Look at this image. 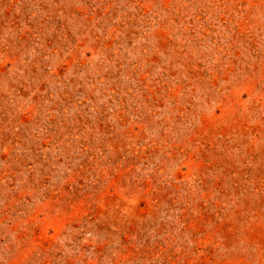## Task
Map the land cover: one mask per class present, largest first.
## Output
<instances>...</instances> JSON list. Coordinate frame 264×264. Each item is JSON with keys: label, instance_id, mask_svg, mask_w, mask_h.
<instances>
[{"label": "rangeland", "instance_id": "obj_1", "mask_svg": "<svg viewBox=\"0 0 264 264\" xmlns=\"http://www.w3.org/2000/svg\"><path fill=\"white\" fill-rule=\"evenodd\" d=\"M0 264H264V0H0Z\"/></svg>", "mask_w": 264, "mask_h": 264}]
</instances>
